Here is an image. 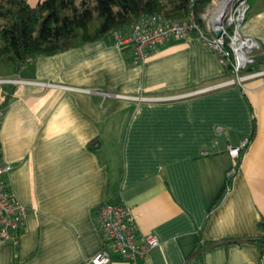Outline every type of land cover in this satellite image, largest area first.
<instances>
[{"label":"crops","instance_id":"obj_1","mask_svg":"<svg viewBox=\"0 0 264 264\" xmlns=\"http://www.w3.org/2000/svg\"><path fill=\"white\" fill-rule=\"evenodd\" d=\"M238 31L264 48V0H251ZM115 36L18 70L0 63V78L67 86L0 83V160L27 206L15 240L0 239V264H90L102 244L96 211L118 200L158 239L142 264H196L199 234L213 242L200 264H263L246 239L264 218V75L215 86L232 75L194 31L140 63ZM244 138L229 179L228 148ZM111 261L123 264L115 252Z\"/></svg>","mask_w":264,"mask_h":264},{"label":"built area","instance_id":"obj_2","mask_svg":"<svg viewBox=\"0 0 264 264\" xmlns=\"http://www.w3.org/2000/svg\"><path fill=\"white\" fill-rule=\"evenodd\" d=\"M241 8V7H240ZM240 8L236 7L235 17L227 20V24L220 25L219 34L210 22L206 28L200 25L193 13L182 19H170L159 13H152L140 16L129 26L128 32L116 33V43H130L132 62L140 63L150 51L167 39L174 37L186 39L191 32H196L204 44L218 54L220 62L224 66H231V77L215 84L230 85L239 84L252 77L264 75V67L259 70L241 72V68L252 60L254 48L257 43L249 38L242 37L238 33V27L244 19V9L240 15ZM235 21V22H234ZM235 24L234 30L229 31L228 25ZM241 39V43L237 36ZM239 53L245 56L240 61ZM0 83L20 84L31 83L41 87H56L61 84H54L48 81L36 79H24L20 77L0 78ZM143 98V97H138ZM246 144L244 138L239 146L229 147V153L234 158V165L240 154V149ZM12 162L0 160V239L15 240L20 231L24 228L27 206L16 197L5 176L12 169ZM234 171H230L229 175ZM227 184L225 189L228 190ZM96 226L102 239L101 246L88 258L90 264H111L112 252L117 253L123 260V264H142V259L149 249L158 244V239L153 234H140L135 217L131 208L122 201H107L101 204L96 211Z\"/></svg>","mask_w":264,"mask_h":264},{"label":"trees","instance_id":"obj_3","mask_svg":"<svg viewBox=\"0 0 264 264\" xmlns=\"http://www.w3.org/2000/svg\"><path fill=\"white\" fill-rule=\"evenodd\" d=\"M209 2L210 0H39L31 5L27 0H0V63H9L18 70L39 55H51L80 46L100 39L111 31L122 30L126 33L131 23L146 14L159 13L175 20L193 13L200 25L206 28V22L200 15ZM234 26V23L228 25L230 32ZM263 67L262 47L253 52L252 60L240 71L259 70ZM227 69L231 73L230 65ZM96 143L97 140L92 139L88 146L93 148L92 144ZM239 156L234 171L238 168ZM231 177L232 174L229 179ZM257 226L260 235L246 240L257 246L264 264V218L258 221ZM230 240L238 241L235 238ZM210 244L213 242L202 239L199 234L195 249L196 264H200L201 250Z\"/></svg>","mask_w":264,"mask_h":264},{"label":"bare ground","instance_id":"obj_4","mask_svg":"<svg viewBox=\"0 0 264 264\" xmlns=\"http://www.w3.org/2000/svg\"><path fill=\"white\" fill-rule=\"evenodd\" d=\"M235 1L236 0H213V5L210 8V10L212 9V15L210 16V23L213 27L215 28L219 27L224 19H230V20L232 19V15L229 12V9L232 6L233 2ZM242 12H243V7L240 8L239 14L241 15ZM237 38L241 43V39L238 36ZM239 59L240 61H242L243 59H245V56L239 53Z\"/></svg>","mask_w":264,"mask_h":264},{"label":"rangeland","instance_id":"obj_5","mask_svg":"<svg viewBox=\"0 0 264 264\" xmlns=\"http://www.w3.org/2000/svg\"><path fill=\"white\" fill-rule=\"evenodd\" d=\"M240 1H241V2H240ZM250 3H251V2L248 1V0H236L235 2H233L232 6L230 7L229 12L231 13V15H232L233 17H235L236 12L234 11V9H235L236 7H238V8L243 7V9H244V16H245V14H246V12H247V9H248V6L250 5ZM212 5H213V0H210V2H209V4L207 5L205 11L202 12L201 15H200L201 18L205 20L206 24H207L208 21L210 22V16L212 15V9L210 10V8H211ZM242 21H243V20H242ZM234 22H235V21H234ZM231 23H232V22H231ZM222 24L226 25V24H227V19H224V20L222 21ZM210 25H211V23H210ZM238 28H239V27H238ZM233 30H234V28H233ZM254 51H255V48H254V50L252 51V53H253Z\"/></svg>","mask_w":264,"mask_h":264},{"label":"water","instance_id":"obj_6","mask_svg":"<svg viewBox=\"0 0 264 264\" xmlns=\"http://www.w3.org/2000/svg\"><path fill=\"white\" fill-rule=\"evenodd\" d=\"M227 20H230V19H227ZM221 25H222V23H221ZM214 30H215V34L218 35V34H219V28L216 27V28H214ZM238 33H239V32H238Z\"/></svg>","mask_w":264,"mask_h":264},{"label":"clouds","instance_id":"obj_7","mask_svg":"<svg viewBox=\"0 0 264 264\" xmlns=\"http://www.w3.org/2000/svg\"><path fill=\"white\" fill-rule=\"evenodd\" d=\"M239 32V31H238Z\"/></svg>","mask_w":264,"mask_h":264}]
</instances>
